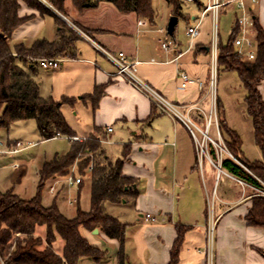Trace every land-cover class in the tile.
Here are the masks:
<instances>
[{"label": "crops", "instance_id": "crops-1", "mask_svg": "<svg viewBox=\"0 0 264 264\" xmlns=\"http://www.w3.org/2000/svg\"><path fill=\"white\" fill-rule=\"evenodd\" d=\"M38 1L51 13L42 12L20 0L18 16L24 21L13 31L12 45L30 47L37 40L55 41L60 24L73 29L72 21L90 31L92 36L76 42L73 57L55 58L61 60L60 67L55 70H45L41 68L40 61L37 62L32 78L38 84L41 96L62 103L61 113L76 136L88 138L99 130L104 150L111 159L122 158L124 145L131 146L123 165V176L135 180L133 189L138 194L115 206L106 205L109 215L128 225L124 245L128 264H168L179 226L184 229L179 264H207V231L213 221V264H264V228L250 226L246 221L253 199L262 195L223 169L222 161L220 163L211 153L213 150L216 153L211 144L208 153L202 156L186 124L158 111L148 98L116 77L115 66L96 48L98 45L114 54L124 53L129 60L140 62L139 75L167 99L184 107L195 106L207 115L213 107L208 86L210 47L214 35L213 28L212 31L203 29L204 24L208 25L210 21L208 14L201 22L198 37L193 42L189 38L188 46L183 48L175 38L177 26L170 35L167 32L169 23L167 27L159 26L155 19L150 21L137 17L135 13H122L109 2H102L96 9L80 11L71 1H66L65 12L62 13L44 0ZM186 2L198 3L197 15L186 18L189 27L200 18L207 0L204 3L182 0V4ZM246 3L254 25L264 30V0L256 3L246 0ZM229 9L235 16L231 34L235 28L240 30L236 25L240 12L233 5L225 8L224 12ZM173 16L171 7L169 21ZM179 20L180 17L178 23ZM219 36L218 41L222 42ZM80 41L84 42L83 47L79 45ZM162 41L169 43L172 49L164 51ZM24 68L28 70L27 66ZM181 71L201 79L205 88L199 90L196 86H189L186 91H179ZM222 75L226 87L218 101L225 121L241 138L243 158L251 162L262 161L264 156L255 142L253 122L247 113V91L236 72L221 69L218 76ZM97 87H103L104 95L94 106L88 96ZM259 89L264 99V79ZM231 92L237 94L232 97ZM183 112L188 110L183 108ZM187 117L204 129L205 120L199 111L188 112ZM108 128H113V132L108 133ZM37 133L40 137L38 129ZM209 135L216 139L217 129L211 128ZM220 135L224 140L221 131ZM60 138L69 141L70 149L71 140ZM198 138L201 140L203 137L198 135ZM2 139L9 143L23 141L11 136ZM107 145L115 146L117 152L113 149L108 153ZM2 156L0 159L7 163L1 168L12 170V185L16 173L25 170L26 176L25 160L19 156ZM63 178L56 177L46 183L49 185L48 194L52 196L51 204L56 201L58 208V196L66 185L61 181ZM89 180L91 186L90 177ZM53 185L56 186L55 192L50 191ZM76 203H79L78 199ZM120 214L123 217H119ZM146 215L151 216L149 220ZM40 229L37 228L36 235L44 240L46 229L45 232ZM80 232L92 246L107 254L101 262L85 258L80 264H119L120 244L117 240L108 238L100 229L81 228ZM63 248L64 241L58 237L54 250L62 256Z\"/></svg>", "mask_w": 264, "mask_h": 264}, {"label": "trees", "instance_id": "trees-1", "mask_svg": "<svg viewBox=\"0 0 264 264\" xmlns=\"http://www.w3.org/2000/svg\"><path fill=\"white\" fill-rule=\"evenodd\" d=\"M20 0H0V130L11 125L34 120L42 141L54 138L76 136L61 113V102L41 96L38 84L32 78L37 62L60 56H74L73 49L80 39L70 28L60 24L55 41L37 40L30 47L23 44L12 45L13 31L23 23L18 16ZM28 5L51 13L38 0H23ZM59 12L64 13V4L71 1L78 10L96 9L102 2L111 3L122 13H135L139 18L154 19L153 0H44ZM177 17H182V0H165ZM188 18L189 17H185ZM257 26L256 57L244 62L235 53L233 42L239 34L237 28L226 43L218 42V72L234 71L238 74L247 91L245 98L247 113L254 127V138L264 156V99L259 86L264 79V30ZM25 66L28 70H25ZM104 95L103 87H97L90 96L94 106ZM219 128L229 152L237 160L224 155L222 168L236 179L264 190V159L248 161L242 156V141L237 132L230 129L225 121L223 108L217 101ZM83 142L71 141L70 149L64 155H56L45 161L38 170V187L31 199H23L14 192V187L0 192V264H80L87 258L101 262L106 252L92 246L81 234V228L102 230L105 235L117 240L119 264H128L124 245L127 224L107 213V204H120L130 197H136L133 178L123 176L125 158L131 146L123 147V157L113 160L104 150L99 130ZM212 146V145H211ZM215 149V148H214ZM215 156V151H211ZM76 166L81 177L89 176L90 210L77 208L73 219L66 218L56 201L51 206L43 205L42 191L48 180L66 176ZM92 169L90 170V167ZM25 170L16 173L13 185L21 182ZM82 179V178H81ZM82 186V181H81ZM250 226L264 228V196L253 199V206L246 216ZM38 227L46 228L43 240L36 235ZM178 238L171 250L168 264H179L182 248V227H177ZM64 241L62 256L54 250L57 238Z\"/></svg>", "mask_w": 264, "mask_h": 264}, {"label": "built area", "instance_id": "built-area-1", "mask_svg": "<svg viewBox=\"0 0 264 264\" xmlns=\"http://www.w3.org/2000/svg\"><path fill=\"white\" fill-rule=\"evenodd\" d=\"M253 3L258 2V0H249ZM233 5L240 15L236 19V25L239 27V34L236 36L233 46L235 48L236 55L244 62L253 61L256 57V48H257V29L254 25V19L251 16L250 9L247 6L246 0H207V5L201 13L200 18L196 21L193 26H189L187 29V35L190 38L191 42L198 37L200 34V25L203 18L206 14L211 12L213 27L217 23V18L220 11L228 6ZM218 37L216 31L214 32L210 54H211V75L209 82V94L212 96V109L211 111L205 115V113L195 106H181L178 105L169 99H167L161 92H159L156 88L151 86L148 82H146L140 75L138 71V66L140 62L129 60L127 55L124 53L114 54L101 46L96 45V48L100 53H102L116 68L115 76L123 79L126 83L131 85L141 94H143L146 98L150 100L153 106L163 114L170 116L173 119L182 120L189 131L191 132L193 138L196 141V145L200 154L206 155L208 153V146L211 144L217 154L218 161L221 163L224 155L231 157L236 160L234 156L227 149L224 140L222 139L219 131V122L218 115L215 105L214 99V88H215V79L218 73ZM162 49L164 51L171 50V46L169 43L162 41L161 42ZM41 68L45 70H55L60 67L61 60L60 59H44L39 62ZM180 84L178 86L179 91H186L189 86H196L199 90H203L205 88V83L198 78H194L190 76L185 71L180 72ZM183 108L187 109L190 113L193 110L199 111L205 120V127L201 129L198 127L193 120L187 117L188 112H183ZM215 127L217 129V138L214 139L209 135V130ZM108 133L113 132V128L107 129ZM202 135V139L198 138V135ZM71 141L75 142H83L86 138H80L78 136H74L70 138ZM35 146L33 142H24V141H16L14 143H9L0 138V155H17L23 152L26 149ZM237 161V160H236ZM93 166L90 167V170ZM75 169V168H74ZM74 169L72 173H69L65 176L64 182L68 186L80 185L82 179L74 177ZM241 184H245L240 181ZM255 188V187H254ZM257 192L264 196V190L255 188ZM51 192L56 191V186L50 187ZM150 215H146V219H150ZM214 224L215 222H211L208 231H207V245L205 253L207 255V264H213V243H214Z\"/></svg>", "mask_w": 264, "mask_h": 264}, {"label": "rangeland", "instance_id": "rangeland-1", "mask_svg": "<svg viewBox=\"0 0 264 264\" xmlns=\"http://www.w3.org/2000/svg\"><path fill=\"white\" fill-rule=\"evenodd\" d=\"M201 3L206 2V0H197ZM207 4V2H206ZM153 9L155 11V22L160 26L167 27V24L169 23L170 18V12L171 7L165 0H153ZM198 11V3H184L182 4V14L183 16L180 17L179 23L176 27L175 32V38L182 44L183 48H186L189 44V37L186 35V31L188 28V23L186 21L185 17H190L192 15H197ZM108 14V13H106ZM209 16V22L208 25L206 23L203 26V29H208L215 32L218 35L219 38H221L222 42H226L229 34L234 26L235 23V16L234 13H232V10H228L227 13L224 12L222 9L218 15L217 23L216 25H212V15L211 12L208 13ZM207 18V19H208ZM72 24V25H71ZM70 25L73 27L71 29L79 38H90L91 32L84 30V28H81L79 26H76V24L72 21ZM69 28V27H68ZM75 28V29H74ZM11 42V41H10ZM12 44V43H11ZM80 46H84V42H79ZM219 72L216 75L215 79V88H214V99H215V105L217 110V101L219 98H222L223 91L225 90V84L223 82L224 76H218ZM233 83V82H232ZM231 83V84H232ZM237 92H231V96H235ZM212 99V96H211ZM212 101V100H211ZM218 111V110H217ZM217 115V114H216ZM200 135V134H199ZM7 136L15 137L18 139H22L23 141H32L36 145L24 150L21 152V154L13 155V157H18L19 159L22 158V160L26 161L27 165V174L24 176L21 180L20 184H17L14 188V192L18 194L23 199H31L33 198L37 193V187H38V168L43 163V161L51 160L53 157L56 156V154H63L69 149V141L64 138L54 139V140H48V141H42L37 133V127L34 120H28V121H21L17 122L9 129H2L0 132V137L6 138ZM106 148L108 149V153H112V150L115 149V146H109L107 145ZM116 155V154H115ZM113 155V156H115ZM2 156V155H0ZM4 157V156H2ZM12 157V159H13ZM7 163V161H4L3 159H0V192H6L10 190L13 185L11 184V176H13L12 170L10 168L2 169L1 167ZM75 168V169H74ZM74 169V177L82 178V186L81 184L79 186L81 191L79 190V186H68L67 184L64 186V190L60 193L58 196V203L60 204L59 209H61V212L66 215V217L73 219L76 215L77 208L79 207L82 211H89L90 210V180L89 177H81L78 173V170L76 166H74L71 169ZM65 177V176H63ZM64 179L61 180L62 183H64ZM49 181V180H48ZM47 181V182H48ZM46 182V183H47ZM46 186V184H45ZM48 186L44 187L42 191L43 195V201L46 206H49L52 201V196L48 194ZM79 200V203H76V200ZM73 202V204H72ZM110 205V204H109ZM111 206H115L112 204ZM111 208V207H110ZM119 209V208H118ZM118 214L120 213L119 210ZM116 213V212H114ZM117 214V213H116ZM121 215V214H120ZM123 217V215L119 216ZM45 227H41L40 231L45 232Z\"/></svg>", "mask_w": 264, "mask_h": 264}, {"label": "water", "instance_id": "water-1", "mask_svg": "<svg viewBox=\"0 0 264 264\" xmlns=\"http://www.w3.org/2000/svg\"><path fill=\"white\" fill-rule=\"evenodd\" d=\"M178 24V17L177 16H173L171 17L169 24H168V28H167V32L172 35L174 33L175 27Z\"/></svg>", "mask_w": 264, "mask_h": 264}]
</instances>
